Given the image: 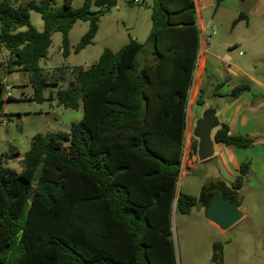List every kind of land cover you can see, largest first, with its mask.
Instances as JSON below:
<instances>
[{
	"label": "trees",
	"instance_id": "obj_1",
	"mask_svg": "<svg viewBox=\"0 0 264 264\" xmlns=\"http://www.w3.org/2000/svg\"><path fill=\"white\" fill-rule=\"evenodd\" d=\"M115 3L83 0L74 8L71 0H0L7 72L27 73L32 98L42 101L47 83L39 61L52 33H61L67 57L72 25L89 23L74 47L79 51L92 43L100 15ZM30 11L40 14L41 31L30 23ZM241 19L238 14L232 24ZM199 42L194 0H153L146 41L130 38L117 51L104 48L88 68H75L67 88L50 94L64 108L81 102L82 118L68 132L36 133L18 172L0 153V264H176L173 205L186 214L198 201L175 190ZM4 87L0 82V105ZM248 89L238 84L229 94L236 98ZM213 140L237 148L254 142L230 134L224 122ZM190 148L196 153L194 137ZM248 169L241 163L229 183L236 194Z\"/></svg>",
	"mask_w": 264,
	"mask_h": 264
},
{
	"label": "rangeland",
	"instance_id": "obj_2",
	"mask_svg": "<svg viewBox=\"0 0 264 264\" xmlns=\"http://www.w3.org/2000/svg\"><path fill=\"white\" fill-rule=\"evenodd\" d=\"M9 1L19 3L25 0ZM63 1L56 0L57 3ZM82 3L83 0H71L74 8L80 7ZM152 4L153 0H139L136 3L116 0L114 6L100 15L98 29L92 43L79 51H75L74 47L87 30L89 23L85 20H77L68 33L69 55L67 57L61 53V33L53 32L46 57L39 61L47 83L42 90L44 99L40 102L32 98L33 87L27 81V73H24V83L21 84L17 72H7L5 64L9 55L7 50L0 48V82L10 87L12 95L9 99L3 95L0 105V153L3 155L4 165L7 168L16 172L21 169V159L29 149L31 138L36 133L68 132L70 124L82 118L81 102L76 109L64 108L57 104L55 97L50 99V94L55 95L57 90L67 88L74 78L76 69L88 68L99 58L104 48L117 51L130 38L141 43L146 41L151 29ZM241 4L244 5L242 1H240ZM96 9L97 7L92 4L91 10ZM234 16L235 13L229 9H220L215 13L212 8L201 10L204 24L211 20L216 28L208 30L212 47L207 48L205 52L206 71L201 80L203 105H193L198 115L204 109L212 108L211 110L216 111L219 120L220 115L223 116V108L228 105L230 109L228 121L230 122L232 117L236 116L240 105L239 102L229 104L236 98H232L229 94L231 90L226 86L228 80L225 81L227 75L224 70L232 66L228 67L224 58H216L214 53L219 49L220 54L223 52L232 54L230 64L233 66L234 64L240 66L242 61H246L251 56L248 52L245 55H239V50H243L241 47L230 49L222 47L225 41L232 40L236 34L250 33V30L244 26H241L242 29L237 28L230 32ZM29 19L38 31L43 29V21L39 13L30 11ZM251 70H253L252 66ZM203 71L201 61L199 64L196 63L193 81L200 79L199 73ZM247 74L242 76L237 74L236 81L232 76V81L228 82L251 85L253 81L246 77ZM249 75L258 78L262 76L260 73H254V75L249 73ZM261 92L264 98V91ZM248 97L252 99L251 96L248 95ZM195 120L196 118L193 117V126ZM216 128L213 127L211 133ZM247 129L254 131L250 133L240 127L239 132L241 135H248L254 139L252 146L246 148L225 146V149L229 150L224 155L204 161H198L196 153H192L191 132L189 137H185L176 195L181 192L199 199L206 184L222 176L232 178L231 181H233L232 176L239 172L240 164L248 162V172L238 191L241 199L239 208L246 215L231 227L219 230L207 219L204 208L198 203L186 214L175 209L173 205L170 219L176 264H264V129L256 122L248 124ZM11 147L15 148L18 154L7 158L6 155ZM230 150L233 152H229ZM225 183L229 185V182Z\"/></svg>",
	"mask_w": 264,
	"mask_h": 264
},
{
	"label": "crops",
	"instance_id": "obj_3",
	"mask_svg": "<svg viewBox=\"0 0 264 264\" xmlns=\"http://www.w3.org/2000/svg\"><path fill=\"white\" fill-rule=\"evenodd\" d=\"M240 1L244 3L240 5ZM195 4V10H196V24L199 28L200 32V42H199V48H198V57L197 62L201 61V69H203V73H199L200 79H196V81H193L192 86L190 87L189 93H188V99H187V105H186V128L184 132V140L186 136H191L193 132V125H192V119L195 117L196 119L201 115H198L197 110H194L193 105L198 104L196 102V99L198 98L199 90L202 89L201 80L203 78V74L206 71V56L205 52L207 48H211V40L201 46V40L203 35L209 34L208 30L216 28V25L212 24V21L209 20L208 23L204 24L201 17V10H207L212 8L213 12H217L220 9L223 10H231L233 13H235L233 20L238 16V14L243 15V19L238 20L235 24H233L230 28V32L235 31L237 28L242 29L241 26H244L246 29L250 30V33L248 34H239L235 35L232 40L225 41L222 44V47L227 48H235V47H241L243 50H239V55H245L246 52L250 53L251 56L245 61H242V64L240 66L238 65H231L230 62L232 61V54L230 53H222L219 52L220 50H216L217 52L214 53L216 58H224L226 63L228 64L229 69H225V73L227 75V78L225 79L228 81H232L231 77L234 76V80L236 81L237 74L239 75H245L247 76L253 83L249 85V89L246 92L241 93L239 96L236 97V99L232 100L229 104H238V111L236 113V116L231 119V122L228 121V105H225L223 108V116L220 115V122H224L227 124L229 128L230 134H240V127L244 128L245 131L252 133L254 130H246L248 127V124L256 122L260 124L262 129H264V101L262 92L264 91V0H194ZM246 11V13L244 12ZM233 22V21H231ZM3 48V47H0ZM6 50V49H5ZM8 52V51H7ZM9 55V53H8ZM253 67V70H251V66ZM6 67V64H5ZM17 72L19 74V78L21 79V84L24 83L25 74L21 71H13ZM238 72V73H237ZM249 73H260L261 78L250 76ZM239 76V77H241ZM226 81V86L231 90L233 87L238 85V82H235L234 84H231ZM192 92V93H191ZM251 96V98L248 97ZM241 100L243 102H241ZM253 100V102H252ZM203 105V104H202ZM202 113V112H201ZM253 129V128H252ZM248 136V135H247ZM215 150L214 155L210 158H215L217 156H222L224 153L229 150L225 149L226 145H223L222 143H216L215 142ZM229 152H233L230 150ZM238 169V168H237ZM238 173L233 174L235 176ZM215 181H220L226 186H229L225 182H231L232 178L229 177H223L216 178ZM246 215L245 212H242V217ZM241 217V218H242ZM215 225V224H214ZM216 226V225H215ZM219 230L218 226H216Z\"/></svg>",
	"mask_w": 264,
	"mask_h": 264
},
{
	"label": "water",
	"instance_id": "obj_4",
	"mask_svg": "<svg viewBox=\"0 0 264 264\" xmlns=\"http://www.w3.org/2000/svg\"><path fill=\"white\" fill-rule=\"evenodd\" d=\"M211 109H204L193 126L192 135L197 140L196 157L198 161H204L214 155V132L211 133V129L218 127L220 123L216 111ZM15 151L16 149L11 147L8 153ZM239 207L238 202L231 201V198L214 197L204 207V213L210 222L225 230L241 219L242 212Z\"/></svg>",
	"mask_w": 264,
	"mask_h": 264
},
{
	"label": "flooded vegetation",
	"instance_id": "obj_5",
	"mask_svg": "<svg viewBox=\"0 0 264 264\" xmlns=\"http://www.w3.org/2000/svg\"><path fill=\"white\" fill-rule=\"evenodd\" d=\"M214 197H223V199L231 198V201H237L239 205L241 204L239 195L233 192L229 186L224 185L220 181H213L206 184L197 203L204 208ZM216 252L218 254V250H216Z\"/></svg>",
	"mask_w": 264,
	"mask_h": 264
},
{
	"label": "built area",
	"instance_id": "obj_6",
	"mask_svg": "<svg viewBox=\"0 0 264 264\" xmlns=\"http://www.w3.org/2000/svg\"><path fill=\"white\" fill-rule=\"evenodd\" d=\"M131 3H136V2H139V0H127ZM210 41V35L209 34H205L203 35L202 37V40H201V46H203L204 44L208 43ZM10 87L8 85H6L4 87V91H3V94L2 96L4 95L5 98H8V97H12L11 93H10ZM190 90V89H189ZM2 123V122H1ZM3 124V123H2Z\"/></svg>",
	"mask_w": 264,
	"mask_h": 264
}]
</instances>
